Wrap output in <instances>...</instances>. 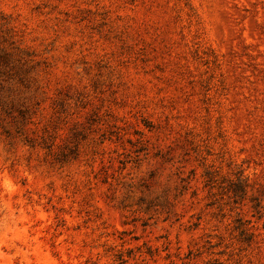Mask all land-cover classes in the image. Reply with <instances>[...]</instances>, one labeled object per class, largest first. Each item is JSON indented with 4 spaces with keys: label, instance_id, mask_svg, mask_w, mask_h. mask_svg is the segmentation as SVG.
<instances>
[{
    "label": "rangeland",
    "instance_id": "obj_1",
    "mask_svg": "<svg viewBox=\"0 0 264 264\" xmlns=\"http://www.w3.org/2000/svg\"><path fill=\"white\" fill-rule=\"evenodd\" d=\"M0 264H264V0H0Z\"/></svg>",
    "mask_w": 264,
    "mask_h": 264
}]
</instances>
